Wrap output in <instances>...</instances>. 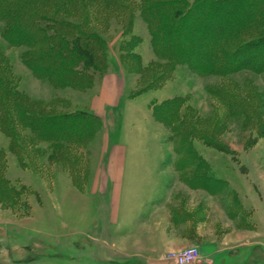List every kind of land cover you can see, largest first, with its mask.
Here are the masks:
<instances>
[{"label":"trees","instance_id":"1","mask_svg":"<svg viewBox=\"0 0 264 264\" xmlns=\"http://www.w3.org/2000/svg\"><path fill=\"white\" fill-rule=\"evenodd\" d=\"M137 14L147 25L155 55L149 62L141 52L143 39L134 34ZM112 19L122 25V68L145 84L134 96L159 91L180 68L202 77L250 72L264 78V0H0L2 38L11 48H23V64L55 90L85 93L112 72L104 37ZM19 84L0 46V139L8 140V150L0 147V199L12 207L26 187L6 176L8 153L26 168L41 159L68 165L77 186L83 151L102 130V119L88 109L65 98L31 99ZM224 87L213 92L228 109L226 121L204 119L181 96L152 103L154 118L174 144L181 181L212 196L231 192L195 142L224 151L218 138L230 120L264 136V94L253 87Z\"/></svg>","mask_w":264,"mask_h":264},{"label":"rangeland","instance_id":"2","mask_svg":"<svg viewBox=\"0 0 264 264\" xmlns=\"http://www.w3.org/2000/svg\"><path fill=\"white\" fill-rule=\"evenodd\" d=\"M3 29L4 23L0 22V46L12 62L15 75L20 78L19 88L23 93L39 101L65 98L86 108V94L89 91L55 90L47 81L35 77L22 62L24 49L11 48L2 38ZM134 34L143 39L140 47L145 62L155 60L147 25L138 14ZM104 37L109 44L111 71L123 72L126 78L121 106L108 113L94 100L93 110L103 120L102 130L83 151L87 154L81 159L83 172L77 186L73 184L68 165L52 164L47 159H41L36 167L26 168L8 153L6 176L19 187L25 186L26 191L16 207L0 199V263L113 264L115 260H110L107 254L98 255L94 236L97 227L106 228L108 221L117 218L116 202L121 195L103 192L107 190L106 183L101 182L99 177L105 155L113 153L118 142L125 143L133 157L130 164L140 172H145L147 181L154 182V187L150 186L152 189L135 195L139 196L132 202L136 214L145 208V203H151L148 207L152 209V205L160 207L168 204L169 198L173 196L169 204L176 205L179 217H187L186 207L191 204L196 208L188 216L198 217L210 201L215 216H220L221 208L224 207L227 218L237 219V228L248 229L250 223L257 221L258 230L264 231L259 220L264 217V211L258 210L256 205L260 199L264 201V136L258 138L250 129L243 131L240 123L230 120L227 122V131L220 138L217 137L223 143L224 151L206 148L196 141L199 154L216 176L227 182L231 194L223 192L212 196L203 190L189 192L190 187L181 181L176 172L178 156L169 131L154 118L152 111L153 101L161 103L181 96L185 105L194 107L204 119L226 121L228 109L217 98L214 89L224 85V88L231 90L234 86L238 90L247 88L249 91V87H253L258 89V93L264 94V78L250 72L227 78L202 77L187 68H180L175 78L166 81L159 91L134 96L145 84L121 66L118 47L124 35L120 20H111L109 31ZM100 83L93 89L97 90ZM262 113L264 116V109ZM7 146L8 140L1 137L0 147L7 149ZM151 196L154 197L153 202L147 200ZM145 216L146 213L143 214ZM260 254L249 258L247 264H264ZM199 258L200 250L193 264L199 262Z\"/></svg>","mask_w":264,"mask_h":264},{"label":"crops","instance_id":"3","mask_svg":"<svg viewBox=\"0 0 264 264\" xmlns=\"http://www.w3.org/2000/svg\"><path fill=\"white\" fill-rule=\"evenodd\" d=\"M125 90L123 72H111L104 76L97 90L86 94V109L97 115L93 110L95 100L108 113L115 111L121 106ZM132 161L123 142L115 145L113 153L105 155L99 177L106 183L107 190L103 192L121 196L116 202L117 218L108 221L106 228L95 230L98 255L107 254L110 260H115L113 264H174L169 260L170 255L197 247L200 258L196 264H247V260L255 258L259 252L264 258V231L258 230L257 221L250 223L248 229H239L235 224L237 219L227 218L224 207L221 215L215 216L210 201L196 218L188 216L195 211L196 206L192 204L186 207L187 217H179L176 205L169 204L173 196L168 204L160 207L152 205L150 209L151 203H145V208L136 214L132 202L139 196L135 195L153 188L154 182L147 181L146 173L130 164ZM148 199L153 202L154 197ZM256 205L258 210L264 211V201L260 199ZM144 213L147 216L143 217ZM259 220L264 227V217Z\"/></svg>","mask_w":264,"mask_h":264},{"label":"built area","instance_id":"4","mask_svg":"<svg viewBox=\"0 0 264 264\" xmlns=\"http://www.w3.org/2000/svg\"><path fill=\"white\" fill-rule=\"evenodd\" d=\"M199 257V250L196 247H191L182 250L181 252L171 255L169 258L174 264H193Z\"/></svg>","mask_w":264,"mask_h":264},{"label":"bare ground","instance_id":"5","mask_svg":"<svg viewBox=\"0 0 264 264\" xmlns=\"http://www.w3.org/2000/svg\"><path fill=\"white\" fill-rule=\"evenodd\" d=\"M81 105V104H80ZM79 107V106H78ZM78 107H76V108H78Z\"/></svg>","mask_w":264,"mask_h":264}]
</instances>
